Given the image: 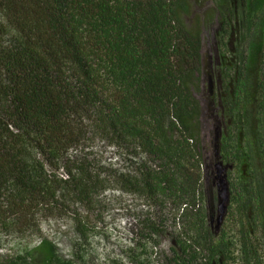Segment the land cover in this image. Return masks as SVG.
<instances>
[{
  "label": "trees",
  "instance_id": "16d2710c",
  "mask_svg": "<svg viewBox=\"0 0 264 264\" xmlns=\"http://www.w3.org/2000/svg\"><path fill=\"white\" fill-rule=\"evenodd\" d=\"M210 1L187 26L192 0H0V248L57 217L86 241L75 207L95 213L115 184L170 213L166 264H264V0ZM214 26L219 158L232 166L218 235L203 206L212 215L195 96ZM96 139L134 170L104 172L80 155ZM157 219L146 230L162 236ZM0 264L77 263L42 239Z\"/></svg>",
  "mask_w": 264,
  "mask_h": 264
},
{
  "label": "rangeland",
  "instance_id": "374dc122",
  "mask_svg": "<svg viewBox=\"0 0 264 264\" xmlns=\"http://www.w3.org/2000/svg\"><path fill=\"white\" fill-rule=\"evenodd\" d=\"M211 7L210 0H192L190 15L185 19L186 25L192 26L196 19L203 16ZM214 30L215 26L211 30L203 32L202 90L195 96L202 108L201 144L206 179L205 191L206 197L209 198L210 194L213 201L214 211L212 215H209L207 201L204 202L203 206L208 214V224L215 234V224L210 221L212 217H215L216 208L214 165L217 160L214 157V137L216 128L221 131L223 128L215 104L216 76L214 66H216L217 51L214 44ZM207 75H210L214 82L213 95L210 99H207L206 94ZM209 102L210 104H208ZM83 150L80 155H88L89 159L96 161L104 172L128 173L134 170L129 162L131 157L123 154L107 142L96 139L87 144V148ZM97 201V209L93 214L87 213L80 206L79 208L75 207L77 212L87 219L88 226L92 229L88 233L86 241H83L76 233L73 221L69 217L50 218L41 221L39 232L34 231L25 236L3 238L0 248L2 259L0 258V260L12 259L16 255H22L25 250L38 246L42 239L51 242L62 259L74 260L77 264H82L76 258L79 254L83 256V263L85 264H114V262L129 264L131 255H139L143 264H166V258L172 257L170 247L173 245L170 238L173 225L169 212H162L143 199L123 192L115 184H110L101 192ZM168 214L169 216H164ZM158 217L166 218L165 223L159 225L163 232L162 236L151 235L146 230L147 219L155 223L158 228ZM139 252H142L143 255H140Z\"/></svg>",
  "mask_w": 264,
  "mask_h": 264
},
{
  "label": "water",
  "instance_id": "95a60500",
  "mask_svg": "<svg viewBox=\"0 0 264 264\" xmlns=\"http://www.w3.org/2000/svg\"><path fill=\"white\" fill-rule=\"evenodd\" d=\"M214 82L210 75H207L206 80V94L207 99H210L213 95ZM210 104V102L208 103ZM222 136V132L219 128H216L214 137V157L217 162L214 165L215 168V186H216V208L215 217L211 218V223H214L215 234H218L228 212L230 189L228 181V171L232 170V166L223 164L219 159V140Z\"/></svg>",
  "mask_w": 264,
  "mask_h": 264
}]
</instances>
